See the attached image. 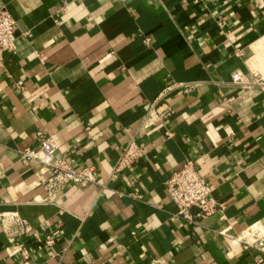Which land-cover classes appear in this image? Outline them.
<instances>
[{"label": "crops", "instance_id": "1", "mask_svg": "<svg viewBox=\"0 0 264 264\" xmlns=\"http://www.w3.org/2000/svg\"><path fill=\"white\" fill-rule=\"evenodd\" d=\"M2 5L16 31L0 66V213L17 212L36 234L9 244L0 225V264H21L20 244L31 264H264L235 240L264 228V91L230 81L264 45V0ZM175 82L195 85L159 97ZM161 101L172 114L153 121ZM40 132L74 169L93 166L96 183L43 202L50 170L19 159ZM130 139L143 155L113 176ZM185 160L221 204L198 224L175 216L164 188Z\"/></svg>", "mask_w": 264, "mask_h": 264}, {"label": "built area", "instance_id": "2", "mask_svg": "<svg viewBox=\"0 0 264 264\" xmlns=\"http://www.w3.org/2000/svg\"><path fill=\"white\" fill-rule=\"evenodd\" d=\"M16 22L6 6H0V66L3 62V54L12 51L15 46ZM250 49V60L254 55V49ZM260 52L256 54L255 61L246 65V72L233 71L230 76L232 84L238 87H257L264 91V45L257 48ZM237 54L245 55L242 49L236 50ZM195 82H175L167 84L159 97H164L166 92L181 88L189 91ZM150 115L153 121H162L172 114L171 108L165 101L152 106ZM37 146L24 149L19 152L22 162L36 160L43 167L50 170V174L40 180L44 190L43 202L55 203L63 193L68 184L86 186L96 183L95 169L91 165H83L80 169L71 166V160L65 154L59 153L52 138L45 132L37 136ZM143 155V150L136 139L128 140L119 150L112 166V175L128 169ZM167 196L175 204V216L181 218L188 224H198L202 219L215 213L221 204L212 196L213 184L203 178L198 172L192 160H185L182 167L170 174L164 181ZM195 209V211H193ZM0 225L5 236V241L15 244L25 235L35 236L33 227L17 212L0 213ZM244 249H255L264 253V228L259 224H251L235 236ZM45 242L50 244L53 240L46 237ZM21 264L29 262V251L20 244Z\"/></svg>", "mask_w": 264, "mask_h": 264}, {"label": "water", "instance_id": "3", "mask_svg": "<svg viewBox=\"0 0 264 264\" xmlns=\"http://www.w3.org/2000/svg\"><path fill=\"white\" fill-rule=\"evenodd\" d=\"M193 210H195V209H193Z\"/></svg>", "mask_w": 264, "mask_h": 264}]
</instances>
